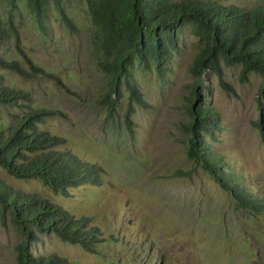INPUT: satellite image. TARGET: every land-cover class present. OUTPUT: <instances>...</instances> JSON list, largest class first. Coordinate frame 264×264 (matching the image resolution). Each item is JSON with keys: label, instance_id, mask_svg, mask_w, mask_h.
<instances>
[{"label": "rangeland", "instance_id": "obj_1", "mask_svg": "<svg viewBox=\"0 0 264 264\" xmlns=\"http://www.w3.org/2000/svg\"><path fill=\"white\" fill-rule=\"evenodd\" d=\"M254 7L264 0H210ZM0 0V16L16 28L0 55L29 62L47 73L24 77L0 68L3 84L29 91L30 101L0 104V128L8 131L25 108L61 112L40 128L64 137L69 149L101 167L98 184H80L69 195L54 193L37 176L18 177L0 165V178L14 188L35 192L79 218L89 217L99 239L93 251L54 232L38 233L34 254H56L66 264H264V208L242 204L222 187L202 160L188 154L191 100L218 113L215 128L202 131L206 148L218 155L244 190L264 199V90L262 76L240 79V65H224L222 84L211 69L197 77L188 65L201 43L186 22L178 49L163 72L137 65L135 80L146 104H134L132 129L126 124L128 92L123 89L111 113L100 103L106 76L92 42L94 23L86 0H61L69 28L51 2L41 29L26 0ZM21 104V105H20ZM23 234L9 209L0 205V264H16Z\"/></svg>", "mask_w": 264, "mask_h": 264}, {"label": "trees", "instance_id": "obj_2", "mask_svg": "<svg viewBox=\"0 0 264 264\" xmlns=\"http://www.w3.org/2000/svg\"><path fill=\"white\" fill-rule=\"evenodd\" d=\"M16 0H8L10 8ZM53 3L65 24L73 23L65 12L61 0H26L38 26L45 28L46 12ZM94 29L92 42L99 51L98 67L106 76L105 89L100 103L111 113L116 109L123 89L128 92L126 124L132 129L131 114L134 104H146L144 95L135 80V69L153 66L158 72L167 68L178 49V41L186 22L194 23V32L201 46L188 65L197 77L205 69L218 74L222 84L224 65H240V79L246 81L251 72L262 76L260 89L264 90V3L252 8L235 3L210 0H86ZM16 28L0 16V47ZM29 69L17 60H7L0 55V68L13 69L24 77L47 73L33 62ZM30 101L28 90L3 84L0 73V104H16ZM189 109L188 154L202 160L203 166L215 175L222 187L230 190L239 201L257 211H263L264 199L250 194L236 181L234 173H224L220 166L226 162L206 148L202 131L215 128L218 113L203 102L191 100ZM21 105V104H20ZM58 109L27 107L17 115L8 131L0 128V165L18 177H39L54 193L69 195L70 188L80 184H98L101 167L84 161L69 149L58 146L64 137L39 127L43 120L60 113ZM0 205L8 208L12 220L23 238L16 243V264H66L56 254H34L29 248L31 240H38V233L54 232L72 242H78L86 250L93 251L100 238L96 225L87 216L79 218L62 205L41 197L35 192L14 188L0 178Z\"/></svg>", "mask_w": 264, "mask_h": 264}]
</instances>
